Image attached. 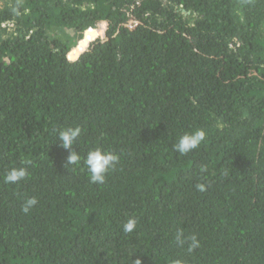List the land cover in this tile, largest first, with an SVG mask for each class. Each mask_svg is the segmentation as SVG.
<instances>
[{"label": "trees", "instance_id": "1", "mask_svg": "<svg viewBox=\"0 0 264 264\" xmlns=\"http://www.w3.org/2000/svg\"><path fill=\"white\" fill-rule=\"evenodd\" d=\"M138 259L264 264V0H1L0 264Z\"/></svg>", "mask_w": 264, "mask_h": 264}, {"label": "clouds", "instance_id": "2", "mask_svg": "<svg viewBox=\"0 0 264 264\" xmlns=\"http://www.w3.org/2000/svg\"><path fill=\"white\" fill-rule=\"evenodd\" d=\"M187 14L188 12H184ZM132 25L133 22H130ZM93 30V29H90ZM89 30V31H90ZM97 32L96 30H94ZM88 32V31H87ZM87 35V34H86ZM81 135V128H66L59 133V140L62 146L69 150V156L67 164L75 165L77 164L81 157L80 154L74 151V145L77 138ZM206 138V132L202 129L196 130L192 133H187L183 135L177 145H175L176 150L181 154H187L195 149H197L201 143ZM119 161V156L110 152H104L103 150L97 148L88 152L85 164L87 166L88 172L90 174V180L92 183L103 184L106 179V174L111 168H114ZM28 176L26 168H13L4 177V181L10 184H16L19 181L25 179ZM198 189L203 191V185H197ZM37 204L35 198H29L25 201L22 211L28 213L30 209ZM137 227V221L134 218H130L124 225L123 230L125 233H131ZM195 237H193L192 247H196ZM136 264H141L138 259Z\"/></svg>", "mask_w": 264, "mask_h": 264}, {"label": "water", "instance_id": "3", "mask_svg": "<svg viewBox=\"0 0 264 264\" xmlns=\"http://www.w3.org/2000/svg\"><path fill=\"white\" fill-rule=\"evenodd\" d=\"M136 4H138V2H137ZM173 17H174V16H173V14L171 13L170 18H173ZM194 19H195V18H191V19H190V21L192 22L191 24H193ZM109 25H110V24H109ZM107 26H108V24H107ZM89 46H90L89 42H87V41L81 42V43H80V48H79L78 50H73V51L69 54V59H70L71 61L76 60V59L81 55V53H83L85 50H88V49H89Z\"/></svg>", "mask_w": 264, "mask_h": 264}, {"label": "rangeland", "instance_id": "4", "mask_svg": "<svg viewBox=\"0 0 264 264\" xmlns=\"http://www.w3.org/2000/svg\"><path fill=\"white\" fill-rule=\"evenodd\" d=\"M0 6H1V0H0Z\"/></svg>", "mask_w": 264, "mask_h": 264}]
</instances>
